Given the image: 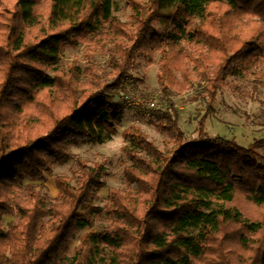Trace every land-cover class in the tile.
Returning a JSON list of instances; mask_svg holds the SVG:
<instances>
[{"label":"trees","instance_id":"1","mask_svg":"<svg viewBox=\"0 0 264 264\" xmlns=\"http://www.w3.org/2000/svg\"><path fill=\"white\" fill-rule=\"evenodd\" d=\"M62 2L81 13L64 18ZM112 4L0 0V264H264V137L243 147L200 120L186 139L173 100L238 90L264 58V0H128L126 21ZM79 45L84 63L62 59ZM156 54L158 88L139 91L158 99L147 111L164 149L132 126L104 206L106 169L78 156L51 196L37 183L117 133L123 82Z\"/></svg>","mask_w":264,"mask_h":264},{"label":"rangeland","instance_id":"2","mask_svg":"<svg viewBox=\"0 0 264 264\" xmlns=\"http://www.w3.org/2000/svg\"><path fill=\"white\" fill-rule=\"evenodd\" d=\"M258 3V1H255ZM82 9L80 6L70 7L65 2L61 3L60 15L69 17V15H78ZM130 6L128 0H113L111 14L118 17L121 21H126L130 15ZM83 46L79 45L67 48L62 59L72 61L76 59L84 63L82 58ZM159 54H156L153 62H147L145 59H138L131 68V76L123 82L125 90L117 97L115 102L123 106V118L117 126V133L104 144L81 145L71 148L72 158L67 164L55 166L42 184L51 196L57 195L55 187V176L66 173L70 174V168L75 164L76 157L85 159L89 164L102 163L107 173L105 175V186L99 191V204H106V197L111 189L122 186L120 163L122 161L121 147L124 144L123 134L132 126L138 127L151 141L160 149H164V140L155 126L150 122V113L148 109L153 101L157 102L155 94L143 96L139 89L148 88V91H155L158 88L157 60ZM93 59L101 64L104 57L94 56ZM237 87V91L231 89H221L217 92L213 103L196 97L194 89H189L180 95L173 96L176 107L180 111L179 125L185 133V138H193L197 135L198 122L203 120L204 131L210 137L221 136L223 138L234 140L240 146L259 141L264 137V58H260L257 68L250 70L249 74L239 75L232 80ZM135 82L138 90L132 83ZM264 156V145L257 150ZM13 216H4L3 225L14 220ZM103 223V222H102ZM101 221L94 224L93 228L101 231ZM91 229H85L79 232L76 240L71 245V251L78 244L82 234Z\"/></svg>","mask_w":264,"mask_h":264},{"label":"built area","instance_id":"3","mask_svg":"<svg viewBox=\"0 0 264 264\" xmlns=\"http://www.w3.org/2000/svg\"><path fill=\"white\" fill-rule=\"evenodd\" d=\"M150 105H152V103H150Z\"/></svg>","mask_w":264,"mask_h":264}]
</instances>
